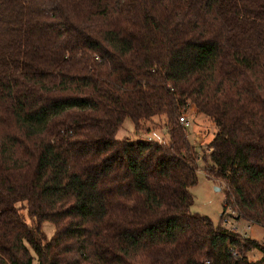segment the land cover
I'll list each match as a JSON object with an SVG mask.
<instances>
[{
	"label": "trees",
	"instance_id": "1",
	"mask_svg": "<svg viewBox=\"0 0 264 264\" xmlns=\"http://www.w3.org/2000/svg\"><path fill=\"white\" fill-rule=\"evenodd\" d=\"M200 159L264 226V0H0V264H264L190 212Z\"/></svg>",
	"mask_w": 264,
	"mask_h": 264
},
{
	"label": "rangeland",
	"instance_id": "2",
	"mask_svg": "<svg viewBox=\"0 0 264 264\" xmlns=\"http://www.w3.org/2000/svg\"><path fill=\"white\" fill-rule=\"evenodd\" d=\"M181 116H184L188 120L189 126L186 127L188 138L196 145L201 155V151L206 148V144L214 137L216 132L215 125L207 117L196 113L192 109L183 111ZM153 122L156 124L150 122L147 123V126L151 127L155 125V128L150 129L145 136L151 137L155 141H168L169 135L166 131L164 118L155 117ZM116 138H135L134 125L129 118H126L123 121L120 129L116 133ZM198 167L197 183L190 188L194 200L190 207V212L207 216L215 224H219L221 223L225 185L206 178L202 171L204 164L201 159L198 161ZM246 222L249 221L240 219L237 222L239 232L244 229ZM41 230L45 233L48 239L51 238L54 233V227L52 223L48 221L42 222ZM244 233H246L248 238L264 243V226L250 222L249 228L244 229ZM249 256L251 259L256 260L260 258L261 253L258 250H253Z\"/></svg>",
	"mask_w": 264,
	"mask_h": 264
},
{
	"label": "built area",
	"instance_id": "3",
	"mask_svg": "<svg viewBox=\"0 0 264 264\" xmlns=\"http://www.w3.org/2000/svg\"><path fill=\"white\" fill-rule=\"evenodd\" d=\"M179 123L185 127L189 126V122L184 116L179 117ZM222 214L223 215L221 217V223L226 229H228L229 231H231L233 233L238 234L242 238L247 237L246 233H244V229L249 228L250 222H246V226H244V229L241 232H239L237 222L241 218L239 217L236 210H234L231 206H227ZM231 254L235 258L239 257L237 254V251H235L234 249H231Z\"/></svg>",
	"mask_w": 264,
	"mask_h": 264
}]
</instances>
